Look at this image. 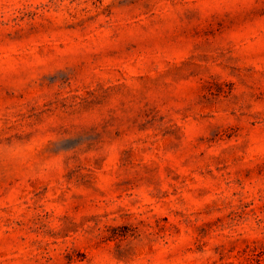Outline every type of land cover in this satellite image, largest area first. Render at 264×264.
<instances>
[{"label": "clouds", "instance_id": "obj_1", "mask_svg": "<svg viewBox=\"0 0 264 264\" xmlns=\"http://www.w3.org/2000/svg\"><path fill=\"white\" fill-rule=\"evenodd\" d=\"M0 264H264V0H0Z\"/></svg>", "mask_w": 264, "mask_h": 264}]
</instances>
